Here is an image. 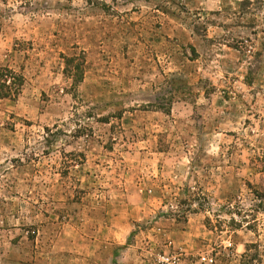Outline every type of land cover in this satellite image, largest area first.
I'll return each instance as SVG.
<instances>
[{"label": "rangeland", "instance_id": "obj_1", "mask_svg": "<svg viewBox=\"0 0 264 264\" xmlns=\"http://www.w3.org/2000/svg\"><path fill=\"white\" fill-rule=\"evenodd\" d=\"M0 66V264H264V0H0Z\"/></svg>", "mask_w": 264, "mask_h": 264}, {"label": "trees", "instance_id": "obj_2", "mask_svg": "<svg viewBox=\"0 0 264 264\" xmlns=\"http://www.w3.org/2000/svg\"><path fill=\"white\" fill-rule=\"evenodd\" d=\"M70 63H67V72ZM74 82L80 83L83 80V71L80 66L75 67ZM71 75V74H69ZM25 85V77L7 66H0V100L18 98Z\"/></svg>", "mask_w": 264, "mask_h": 264}, {"label": "built area", "instance_id": "obj_3", "mask_svg": "<svg viewBox=\"0 0 264 264\" xmlns=\"http://www.w3.org/2000/svg\"><path fill=\"white\" fill-rule=\"evenodd\" d=\"M202 261L206 262L207 264H213L214 263L213 259H209V258H206V257H203Z\"/></svg>", "mask_w": 264, "mask_h": 264}]
</instances>
